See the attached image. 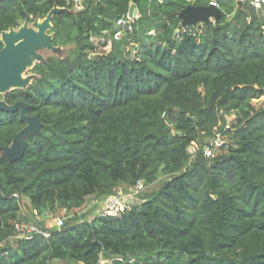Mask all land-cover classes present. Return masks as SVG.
I'll return each instance as SVG.
<instances>
[{
    "label": "trees",
    "instance_id": "16d2710c",
    "mask_svg": "<svg viewBox=\"0 0 264 264\" xmlns=\"http://www.w3.org/2000/svg\"><path fill=\"white\" fill-rule=\"evenodd\" d=\"M213 1L218 20L183 24L184 5ZM132 2L139 17L116 39ZM50 13L52 44L74 47L38 62L27 88L0 94L25 101L40 122L11 150L27 123L0 109V264H264L262 9L250 0H83L80 10L75 0H0V48L4 31ZM95 34L111 39L108 51ZM217 133L231 141L190 159L192 142ZM138 180L140 200L119 216L39 226ZM31 223L50 235L21 236Z\"/></svg>",
    "mask_w": 264,
    "mask_h": 264
},
{
    "label": "water",
    "instance_id": "95a60500",
    "mask_svg": "<svg viewBox=\"0 0 264 264\" xmlns=\"http://www.w3.org/2000/svg\"><path fill=\"white\" fill-rule=\"evenodd\" d=\"M221 14L220 7L216 3L211 2L209 5H184L183 10L180 12V17L183 19V24L187 25L207 22L212 19L218 20ZM128 15L134 19L139 17V8L136 2L131 3ZM50 22L52 23V20ZM45 32L44 27L39 30L12 27L9 31L2 33L4 34L2 40L4 45L0 48V90L7 89L9 85H13L14 88H23L24 80L21 77V73L30 54V47L44 41L46 39ZM5 35H7L6 38ZM0 109L20 111L22 119L27 123L15 138L21 144V147H9L15 151L22 150L24 148L23 136L40 128L39 119L27 113V103L23 100L9 104L6 100L0 99Z\"/></svg>",
    "mask_w": 264,
    "mask_h": 264
},
{
    "label": "rangeland",
    "instance_id": "374dc122",
    "mask_svg": "<svg viewBox=\"0 0 264 264\" xmlns=\"http://www.w3.org/2000/svg\"><path fill=\"white\" fill-rule=\"evenodd\" d=\"M82 8H83V4H82ZM77 10H80V9H77ZM52 15H53V13H50L44 19H47V21L50 22ZM39 20L40 19L35 20V21H25L20 27L25 25V29H27V30H39L41 28L38 26ZM212 20H214V19H212ZM202 23L203 22H198L199 25H201ZM52 26H53V24L45 32L46 39L44 41H42L41 43H36L30 47L29 56L32 59V63L30 65L26 66L25 70L22 72V77L24 80V84L22 86L23 88H27L34 81V79L37 77V74L33 71V68L38 62L45 60L49 56H64L69 52V50L71 48L74 47V45L66 46V47L54 46L52 44V38H53V33L51 32V30L53 28ZM16 29H18V28H16ZM3 36H4V34L1 35L2 40H3ZM93 40L97 46V50L101 51V52L108 51L111 47V44H112V41L109 37L99 35V34H95L93 36ZM13 88L14 87H10V88H7L5 90H0V94H4L5 92H7ZM201 90L204 91L203 88ZM233 117H234L233 115H227L226 116L228 123L233 119ZM210 138H211L210 135L203 134L199 138V140L201 139L200 141L196 140V141L192 142V145L189 148V154L191 157L190 159H193L197 155L198 151L202 148V145L207 140H210ZM226 140L228 142L231 141L229 138H227ZM226 140L223 137V143H224V141L226 142ZM12 146H17V144L15 143ZM8 156L13 157L14 153L8 152ZM156 184L157 183H155L152 186H149L146 189L145 193L150 192L156 186ZM20 199H21V203L23 206V212L27 217H29L33 211L31 204H30V200L26 196H22ZM139 200H140V197H139ZM100 208H101L100 205H96L95 196H89V197H87L84 205L80 208L73 209L70 211H66L65 209H58L56 212L47 213L43 217V219L41 220V224L39 226L43 225L44 227H46L48 229H55L56 228L55 220L57 219V217H62L67 222L72 220V218H74V217H78L81 220L90 219V218H93V216H95L97 213H99ZM29 222L34 223V221H32V220ZM55 264H67V263L62 262V261H57Z\"/></svg>",
    "mask_w": 264,
    "mask_h": 264
},
{
    "label": "built area",
    "instance_id": "2783aa9c",
    "mask_svg": "<svg viewBox=\"0 0 264 264\" xmlns=\"http://www.w3.org/2000/svg\"><path fill=\"white\" fill-rule=\"evenodd\" d=\"M75 1H76V9H81L83 0H75ZM250 1L254 6H257L262 9L263 18H264V0H250ZM213 2L216 3L215 1ZM135 19L129 17L128 14L123 18L119 19L117 21L116 30L114 32V38L119 39L123 35V32L127 29L132 30L133 22ZM227 127H229V124L227 125ZM222 145H223V137L221 133H217L214 138L208 140L203 145L202 150L207 157H212L216 154L217 150L221 148ZM144 188H145L144 180H138L135 186L128 192L123 191L121 188H118L114 194L110 195L104 202H102L99 212L103 215L119 216L122 213L131 210L139 200L138 193H140ZM55 225L57 228H61L64 225V218L57 217V219L55 220ZM33 233H41L45 236L50 235V232L48 230L41 228L36 224L31 223L25 226V228L21 232V236L30 238L33 235ZM114 261H115L114 258L107 259L101 257L99 264H114Z\"/></svg>",
    "mask_w": 264,
    "mask_h": 264
},
{
    "label": "bare ground",
    "instance_id": "6f19581e",
    "mask_svg": "<svg viewBox=\"0 0 264 264\" xmlns=\"http://www.w3.org/2000/svg\"><path fill=\"white\" fill-rule=\"evenodd\" d=\"M52 25V23L51 22H48L47 21V19H40L39 21H38V26L39 27H44L45 28V31H47L49 28H50V26ZM23 28H25V25L24 26H22ZM8 35V34H7ZM7 35H5V38L7 37ZM34 59V58H33ZM35 60V59H34ZM32 63V59H31V57L28 55V58H27V62H26V64H25V66H24V70H25V68H26V66H28V65H30ZM23 70V71H24ZM22 71V72H23ZM21 77H22V73H21ZM22 79H23V77H22ZM13 87V85H9L7 88H10V87Z\"/></svg>",
    "mask_w": 264,
    "mask_h": 264
},
{
    "label": "crops",
    "instance_id": "0c3cea01",
    "mask_svg": "<svg viewBox=\"0 0 264 264\" xmlns=\"http://www.w3.org/2000/svg\"><path fill=\"white\" fill-rule=\"evenodd\" d=\"M243 1H245V0H243ZM242 2V1H241Z\"/></svg>",
    "mask_w": 264,
    "mask_h": 264
}]
</instances>
